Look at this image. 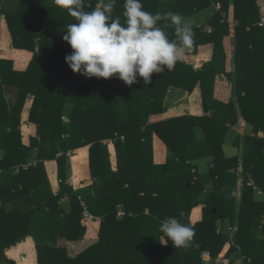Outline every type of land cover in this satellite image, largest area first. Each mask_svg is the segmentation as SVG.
<instances>
[{"label":"trees","instance_id":"trees-1","mask_svg":"<svg viewBox=\"0 0 264 264\" xmlns=\"http://www.w3.org/2000/svg\"><path fill=\"white\" fill-rule=\"evenodd\" d=\"M220 1L227 10L228 0ZM256 1L233 0L238 23L232 81L238 96L244 93L247 100L249 94H256L261 99L254 100L264 108V26H258V17L250 15L251 10H257ZM96 3L97 0H85L84 10H92ZM208 3L209 0H142L144 10L153 14L173 12L182 17ZM123 6L124 0H115L111 13L121 24L125 19ZM3 9L0 14H5V20L14 27L13 47L32 51V57L23 71L13 69V60L0 57V264H15L6 251L28 237L35 243L38 264H202L203 250L216 257L227 238L223 232L215 233L214 220L226 216L235 220L228 199L234 209L235 192L230 189L237 183L222 146L238 117L231 101L222 104L210 91L215 75L221 71L217 65L223 54L221 41L214 42L212 60L200 69L180 61L172 71L154 73L146 86L142 78L128 86L116 76L78 82L79 73H74L64 59L72 49L62 36L66 26L75 22L67 9L51 0H20L15 10L5 13ZM222 11L214 14L217 22ZM164 24L160 22V26ZM165 32L172 38L174 26L166 27ZM199 34L194 35L193 49L188 53H194ZM62 42L67 47H61ZM35 47L39 48L37 52H33ZM49 62L55 66L48 67ZM34 81L35 87L29 84ZM198 83L202 116L179 115L148 123V115L165 109L162 98L167 85L192 92ZM5 87H14L16 94L8 97ZM30 96L33 99L28 118L35 134L26 145L18 126L21 108ZM248 122L253 134L243 138L246 147L233 241L250 257L244 264H264V241L253 237L258 230L264 232L260 218L264 205L253 202L250 208L246 206L252 193L248 182L264 191V180L257 172L258 161L264 158V114ZM153 132L167 146V161L162 165L152 161ZM107 139L114 141L116 170L111 168L103 143ZM85 145H90L92 183L76 190L65 183L67 153ZM83 153L79 150L73 158L76 169L84 161ZM207 156L211 157L209 169L199 174L191 160ZM32 157L34 163L30 164ZM52 160L57 163V193L50 189L44 165ZM206 185L212 187L204 190ZM66 196L72 204L69 212H64L60 203ZM197 205L205 207L202 219L194 225L196 237L189 246L175 248L170 241L161 244L159 222L175 216L191 226L189 212ZM119 210L123 211L121 217H117ZM84 211L100 219L97 240L70 257L55 242L60 237L77 240L85 235L86 227L81 223ZM232 251L234 248L229 252ZM251 252L255 253L253 257L249 256Z\"/></svg>","mask_w":264,"mask_h":264},{"label":"crops","instance_id":"crops-1","mask_svg":"<svg viewBox=\"0 0 264 264\" xmlns=\"http://www.w3.org/2000/svg\"><path fill=\"white\" fill-rule=\"evenodd\" d=\"M6 1L7 0H0V11H2L4 7V5L2 4H4V2ZM19 2L20 0H18V3ZM217 2H220L221 4L219 9L216 7ZM227 6V10H224V5L220 0H209L208 5L203 9L198 10L188 16L182 17L184 23H186L191 30L192 38L195 34L201 33L199 34L200 36H198L199 41L196 44L194 53H188L187 51L182 60L186 64H190L195 70L200 69L204 63L212 60L216 48L214 42L221 41V49L223 51V54H220V59L217 61V65L219 66V69L221 71L215 75L212 87H210V91L213 97L220 101L222 104H227L231 101V104L233 105L238 117L237 124L229 128V130H233L237 134H232L231 136L227 137L222 146L223 155L228 158L229 161V171L234 172L237 177V183L235 187H232L233 189H230L232 190V192H235L234 209L232 207V200L228 199L230 204L229 209L232 212L234 211L232 214H235V220L229 216H226L224 219L216 218L214 220L215 233L218 234L220 232H223L227 239L223 243L221 249L218 251L216 257L212 258L208 250H203L201 253V259L204 252H208L209 256L202 259V264H244L245 262L250 260V257L242 253L240 247L236 245L235 241L233 240L234 234L237 230L236 215L239 211L241 197L242 156L246 147L243 138L247 134H253L252 126L248 122V120L255 121L257 118L261 119L264 114V108L261 102H256L254 100L256 99L258 101L259 99H261L256 94H249L247 100L244 98V93H242V97L238 96L234 82L232 81V79H234L235 77L232 76V74H234L236 69L235 45L237 41L235 38V26L238 23V19L234 15L233 0H228ZM255 6L257 7V10H251L250 15H256L258 17V20L256 22L258 25L260 18L264 17V0L256 1ZM220 10L223 11L220 13V22H217L214 14ZM5 18V14L4 17H1L0 14V40L2 41V49L0 48V50H3V56L5 58L13 59V69L23 70L26 67L25 65L28 64L29 59H31L32 52H29V54L27 51H25V54L18 52L19 54L15 58H13V54H9V57H6V51H10V46L12 49H14V47L12 46L11 35L7 30L5 24ZM223 22H225V24H221ZM208 29H210V31H208ZM169 39H176L175 32L172 33V38ZM191 49H193V45L191 46ZM14 51L17 50L15 49ZM18 66L21 68H18ZM228 74H230L231 77H229ZM85 81L89 80L86 79ZM126 90L129 89L125 88V91ZM125 91L123 90V93L127 92ZM201 91L202 90L199 83L192 92H189L186 89L180 87H176L174 85H167L164 91V96L162 98V105L165 109L160 113H153L148 115V123L168 119L179 115L202 116L204 114V110L202 107ZM122 95L124 96L127 94ZM259 134L260 136L263 135L261 131L259 132ZM151 137L153 163L157 165L165 164L168 156L166 144L154 132L152 133ZM103 143L107 146L111 168L112 170H116L117 156L114 141L113 139H107L104 140ZM79 150H83L84 152V161L82 163H79L76 169L73 158L77 156ZM67 155L69 164L65 183L71 184L73 186V189L76 190L91 185L92 176L89 162V145H85L68 151ZM210 159V156L198 157L197 159L191 160V163L196 166L198 173L202 174L208 171ZM258 164V175L262 176V179L264 180V158L259 160ZM44 165L49 180L50 189L53 193H57L60 187L57 176V163L55 160L45 161ZM214 179L217 180L218 176H216ZM248 185L252 187V193L250 194L251 197L249 198L251 199V201L248 199V203L246 204V206H249L250 208V206L254 205L253 202L261 203L264 205V191L261 188L255 186L253 182H248ZM210 186L212 187V185H206L204 190H207ZM230 190H227L228 196H231ZM60 203L64 209V212L71 211L72 204L69 196L62 198ZM204 207L205 206L203 205H197L193 207L189 212V221L193 230L194 225L202 219V212ZM146 210L148 211V209ZM83 215L86 219V223L84 224L86 227V233L81 239L68 240L65 237H60L55 242L56 246L65 248L67 255L70 257L76 256L78 253L84 250V245L88 241H90V239L95 238V240H91L89 244H92L97 240L100 219L92 217V215L88 214L87 211H84ZM118 216L121 217V215L117 214V217ZM260 218L262 221L261 223H263L264 214H261ZM90 224L93 226H91ZM259 226L261 227V225ZM193 237L195 238L196 234H194ZM253 237L255 240L264 241V232L258 230V232L254 233ZM232 248H234V251L229 252L230 250H232ZM6 255L7 257L13 259L15 261V264H38L35 243L31 237H28L24 242L22 241L21 243H19L17 247L11 250H7ZM254 255L255 253L253 252L249 254V256L251 257H253Z\"/></svg>","mask_w":264,"mask_h":264},{"label":"clouds","instance_id":"clouds-1","mask_svg":"<svg viewBox=\"0 0 264 264\" xmlns=\"http://www.w3.org/2000/svg\"><path fill=\"white\" fill-rule=\"evenodd\" d=\"M67 9L75 18L66 26L62 39L70 45L71 54L64 59L74 73L91 78L116 76L125 85L146 86L152 75L174 70L193 44L189 26L178 13L155 14L144 10L142 0H124V23L111 15L115 0H97L96 6L84 10L85 0H51ZM165 21L164 26L160 22ZM174 26L175 40H170L165 28ZM183 215V213H181ZM161 244L169 241L175 248L188 247L194 230L175 216L158 224Z\"/></svg>","mask_w":264,"mask_h":264},{"label":"rangeland","instance_id":"rangeland-1","mask_svg":"<svg viewBox=\"0 0 264 264\" xmlns=\"http://www.w3.org/2000/svg\"><path fill=\"white\" fill-rule=\"evenodd\" d=\"M36 0H31V2L33 3V2H35ZM166 1V0H165ZM18 0H7L6 2H4V4H2V5H4V11H5V13H8V12H11V11H13V10H15L16 8H17V6H18ZM165 4V2H163L162 3V5H164ZM162 9H163V7H162ZM1 24V23H0ZM5 24H6V27H7V30L9 31V33H10V35H11V40H12V42H14V39H15V34H13V33H11V32H13V30H14V27L12 28V24H9V22L6 20V22H5ZM31 28H29V30H30ZM28 30V31H29ZM64 42H62V43H60V46L61 47H63V48H65V47H67L65 44H63ZM68 45V44H67ZM2 45H0V48L2 49V47H1ZM12 46H13V43H12ZM17 50V51H14V50ZM39 50V48H37V47H35V49L33 50V52H37V51ZM3 51V50H2ZM1 50H0V57L1 58H5L4 56H3V52H2ZM25 51H27L28 52V54H29V52L31 53L32 51H29L28 49H22V48H14V49H12L11 48V46H10V51H6V57H9V54H13V58H15L16 56H18V52H20V53H26ZM72 51V50H71ZM21 55V54H20ZM11 60H13V59H11ZM30 60V59H29ZM57 61H58V58H57ZM25 66H27V65H25ZM53 66H55V64H53L52 62H49L48 63V67H53ZM18 68H21V67H19L18 66ZM26 68V67H25ZM24 68V69H25ZM23 69V70H24ZM22 70V71H23ZM63 77H65L64 75H61L60 76V78H63ZM77 79L79 80L78 82H83V81H85L86 79L87 80H90V78H88V77H85V76H83V75H81L80 73L78 74V76H77ZM77 79L75 80V82H77ZM36 83V81H34V82H31V83H29V84H31L32 86H34L35 87V84ZM77 85H76V83H75V86H74V83H73V87L75 88ZM4 91V94H7V96L8 97H10L11 95H14V94H16V89L13 87H9V88H6L5 87V89L3 90ZM32 99H33V97H29V99H27L28 101H26L25 102V104L23 105V107L21 108V114H20V116H19V120H20V122H19V126H18V128H19V131H20V133H21V136H22V141L27 145L28 143H29V137L30 136H34V134H35V127H34V125L29 121V118H28V110H29V108H30V106H31V103H32ZM230 135L229 136H231L232 134H237L236 132H234L233 130H231L230 131V133H229ZM259 134V133H258ZM228 136V137H229ZM103 142H104V140H103ZM89 147H90V145H89ZM33 153H34V151H33ZM30 164H32V163H34V157H32L31 159H30ZM203 168H205V167H203ZM65 169H67L66 167H65ZM66 171V170H65ZM68 171V170H67ZM67 171H66V173H65V176H67L66 174H67ZM66 180V179H65ZM146 212H147V210H146ZM120 214H123V211L122 210H120V212H119ZM86 219H85V217H84V215L82 216V219H81V223L84 225L85 223H86V221H85ZM91 225V224H90ZM85 226V225H84ZM91 226H93V225H91ZM92 228H94V227H92ZM91 240H95V238H93V239H90V241H88L85 245H84V248H86V247H88L90 244V242H91Z\"/></svg>","mask_w":264,"mask_h":264},{"label":"built area","instance_id":"built-area-1","mask_svg":"<svg viewBox=\"0 0 264 264\" xmlns=\"http://www.w3.org/2000/svg\"><path fill=\"white\" fill-rule=\"evenodd\" d=\"M220 6H221L220 2H217V3H216V7L219 9ZM258 25H260V26H263V25H264V17H261V18H260V20H259V22H258ZM208 31H210V29H208ZM118 214L120 215V213H118ZM86 216H87V214H86ZM208 256H209V253H208V252H204V253L202 254V259L205 258V257H208Z\"/></svg>","mask_w":264,"mask_h":264},{"label":"water","instance_id":"water-1","mask_svg":"<svg viewBox=\"0 0 264 264\" xmlns=\"http://www.w3.org/2000/svg\"><path fill=\"white\" fill-rule=\"evenodd\" d=\"M1 17H4V14H1Z\"/></svg>","mask_w":264,"mask_h":264}]
</instances>
